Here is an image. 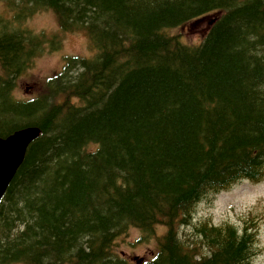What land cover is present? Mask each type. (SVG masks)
Instances as JSON below:
<instances>
[{"label":"trees","instance_id":"trees-1","mask_svg":"<svg viewBox=\"0 0 264 264\" xmlns=\"http://www.w3.org/2000/svg\"><path fill=\"white\" fill-rule=\"evenodd\" d=\"M26 1L95 55L17 100L15 80L60 36L0 16V137L41 130L0 203V264H250L260 217L193 214L264 181V0ZM214 18L199 42L172 32ZM131 229L156 241L133 263L115 249Z\"/></svg>","mask_w":264,"mask_h":264},{"label":"rangeland","instance_id":"rangeland-1","mask_svg":"<svg viewBox=\"0 0 264 264\" xmlns=\"http://www.w3.org/2000/svg\"><path fill=\"white\" fill-rule=\"evenodd\" d=\"M18 13L20 14L18 21L12 22L14 17H18ZM0 16L11 20L10 24H20L21 27L36 34L52 35L55 33V37L60 36L58 42L49 43L46 47L43 44L35 61L15 80L13 95L17 100L26 101L36 97L37 91H39L36 85L54 72L62 71L67 57L90 58L93 56V50L85 33H62L55 14L49 9L38 10L30 2L28 4L26 0H0ZM207 22L208 19H205L196 25L178 27L172 32L180 34L186 42H199L208 31ZM0 75H3L1 69ZM261 214L264 215V181L260 183L245 181L234 185L227 191L204 198L196 205L194 222L210 220L214 225H217L228 221L242 226L250 216L260 217ZM158 229L160 232L165 230L162 226ZM185 231L187 232V227H185ZM253 231L257 233L253 246V250H257V254L250 264H264V219L260 220ZM141 236L143 234L139 230H130V233L116 241V252L121 257L130 260L146 256L154 249L156 241L155 238H151L150 242L146 244L139 243ZM130 262L133 263V260Z\"/></svg>","mask_w":264,"mask_h":264},{"label":"water","instance_id":"water-1","mask_svg":"<svg viewBox=\"0 0 264 264\" xmlns=\"http://www.w3.org/2000/svg\"><path fill=\"white\" fill-rule=\"evenodd\" d=\"M40 134L39 128L27 127L0 137V201L24 162L28 147Z\"/></svg>","mask_w":264,"mask_h":264},{"label":"bare ground","instance_id":"bare-ground-1","mask_svg":"<svg viewBox=\"0 0 264 264\" xmlns=\"http://www.w3.org/2000/svg\"><path fill=\"white\" fill-rule=\"evenodd\" d=\"M91 46V45H90ZM92 49V48H91ZM95 55V51H93V56ZM27 128V127H26ZM24 129V128H23ZM31 146V145H30ZM29 146V147H30ZM29 147H28V149H29ZM28 149H27V151H26V155H27V152H28ZM26 155H25V157H26ZM25 160V159H24ZM23 164V163H22ZM22 164L20 165V167L22 166ZM20 167H19V169H20ZM18 169V170H19ZM194 213H195V211H194ZM193 218H194V214H193ZM132 230V229H131ZM143 234V233H142ZM143 236H144V234H143Z\"/></svg>","mask_w":264,"mask_h":264}]
</instances>
